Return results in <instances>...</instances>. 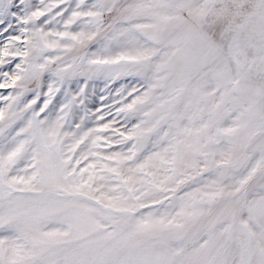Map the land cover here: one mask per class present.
<instances>
[{
	"label": "snow or ice",
	"instance_id": "snow-or-ice-1",
	"mask_svg": "<svg viewBox=\"0 0 264 264\" xmlns=\"http://www.w3.org/2000/svg\"><path fill=\"white\" fill-rule=\"evenodd\" d=\"M0 264H264V0H0Z\"/></svg>",
	"mask_w": 264,
	"mask_h": 264
}]
</instances>
